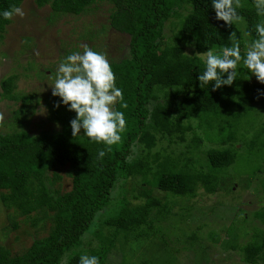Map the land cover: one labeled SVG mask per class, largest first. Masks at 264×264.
<instances>
[{"label":"trees","instance_id":"1","mask_svg":"<svg viewBox=\"0 0 264 264\" xmlns=\"http://www.w3.org/2000/svg\"><path fill=\"white\" fill-rule=\"evenodd\" d=\"M23 1L0 0V13L13 5L20 7ZM34 2L39 8L49 6L55 16L81 15L96 3L111 5L109 26L129 36V57L110 63L116 86L123 93L122 103L127 105L124 108L117 104V110L125 115L126 127L120 133L121 142L108 150L105 145L92 142L84 133L73 137L70 121L76 113L63 105L61 110L53 111L54 120L60 125L56 133L40 136L23 130L0 133L1 203L15 208L21 216L50 214L52 221L49 234L35 240L21 255L13 256L0 246V264H80L83 236L96 215L112 204L116 188L122 187L128 179L139 178L141 184L164 192L167 198L190 199L200 188L209 194L217 191V173L235 162L237 144H247L250 151L264 150L263 127L255 129L248 140L245 132L240 133L241 126L245 131L250 130L243 116L253 114L256 109L253 103L259 96L264 100V85L251 84L249 72L241 63L231 86L225 85L215 91L211 82L200 86L198 77L206 65L203 59L195 58L196 53L221 52L224 46H230L229 36L233 31L240 39L242 55L244 53L242 33L237 24L228 27L218 21L212 0ZM241 3L243 7L238 13L243 17L244 33L253 40L256 38L254 26L264 18L257 16L254 0H241ZM177 15L181 18L178 36L167 42L165 24ZM9 24L10 20L0 15V42ZM184 36L192 42L193 55L190 56L193 58L183 54ZM14 81L15 77L11 76L1 82V95L9 101L22 100L23 111L29 97L12 93ZM193 119L199 122L204 140L220 145L206 151L203 163L195 167L190 158L172 156L158 162L156 155L151 163L148 161L158 140L171 144L184 142L185 135L194 132ZM255 119L254 116L253 124ZM202 141L194 135L187 150L190 152L191 148L196 152ZM135 144L145 149L147 156L129 161ZM101 150L105 151L103 158L99 157ZM62 167L68 168L72 184L66 193L50 186L51 181L53 184L60 179L57 170ZM50 171H53L52 179L47 175ZM130 198H143V202L132 205L128 196L119 194L113 203L116 206L114 214L106 221L118 233L137 230L143 225L149 227L152 211L165 207L150 190ZM166 203L168 205V201ZM13 226L16 228L15 224ZM95 235L99 236L101 244L91 249L89 256L98 257L99 264H107L112 241L98 233ZM242 252L248 264H257L264 252V234L259 244H247Z\"/></svg>","mask_w":264,"mask_h":264},{"label":"rangeland","instance_id":"2","mask_svg":"<svg viewBox=\"0 0 264 264\" xmlns=\"http://www.w3.org/2000/svg\"><path fill=\"white\" fill-rule=\"evenodd\" d=\"M20 7L25 11V17L10 20L0 42V112L5 115L0 133L20 130L32 136L56 133L60 125L54 120L53 111L61 110L64 104L59 97L52 95L51 87L59 64L74 52L82 53V44L105 54L109 63L119 62L129 57V36L109 26L111 5L108 3H96L77 16H55L49 6L39 8L34 0H24ZM180 19L177 15L166 22L164 35L167 42L178 36ZM243 24L240 22L237 26L242 33V51L245 52L251 40L244 33ZM184 37V51L193 55L192 42L189 37ZM11 76L15 77L12 93L29 97L23 111L22 100L9 101L1 95V82ZM248 81L264 85L250 72ZM159 96L161 99L160 93ZM253 105L256 109L251 116L243 113V121L250 130L240 127V133L245 132L246 140L253 136L255 129L264 128V100L259 96ZM198 123L192 120L194 132L186 134L182 143L158 140L148 155V161H153V155L157 156L158 162L171 156L182 157L190 158L198 167L204 162L208 149L220 147L209 139L204 140ZM224 126L227 127V123ZM80 133H84L83 129ZM194 135L203 141L196 152L191 148L189 152L186 146L190 145ZM246 146L236 145V160L217 173L218 188L213 194L200 188L190 199L167 198L164 192L141 184L139 178L128 179L122 187L116 188L112 204L96 215L83 236L82 255L89 256V251L101 244L99 236L95 235L98 233L112 241L107 264H248L242 248L247 244H259L264 234V150L250 151ZM146 156L145 149L135 144L129 161ZM67 169L57 170L60 179L53 184L50 182L53 190L66 193L71 189ZM47 175L52 179L53 171ZM146 190H150L152 196L165 206L152 211L149 227L143 225L137 230L118 233L107 225L106 221L114 214L112 211L116 206L113 203L119 194L128 196L129 202L135 205L142 203L143 198L135 200L130 197ZM49 216L41 213L21 216L15 208L5 207L0 200V246L13 256L21 255L35 240L49 234L52 226ZM257 264H264V252Z\"/></svg>","mask_w":264,"mask_h":264},{"label":"clouds","instance_id":"3","mask_svg":"<svg viewBox=\"0 0 264 264\" xmlns=\"http://www.w3.org/2000/svg\"><path fill=\"white\" fill-rule=\"evenodd\" d=\"M241 7V0H212L215 18L228 27L243 20L238 13ZM254 8L257 16L264 18V0H254ZM0 15L5 20H12L16 17L23 19L26 13L22 7L13 5ZM254 28L256 38L246 45L243 55L235 31L229 36L230 46H224L219 54H214L212 50L196 53L195 58L203 59L206 65L198 77L201 88L210 82L213 91L225 85L231 86L236 81L241 63L259 83L264 84V19L257 22ZM81 47L82 53L74 52L59 64L54 86L51 87L52 95L59 97L65 106H69V111L76 113V117L70 121L73 137L80 135L83 129L84 136L110 150L111 146L121 142L120 133L126 127L125 115L117 110V104L124 108L127 105L122 103L123 93L116 86L107 56L93 51L87 44ZM183 54L193 58L186 52ZM4 122L5 115L0 112V128ZM104 155L105 151L101 150L99 157L103 158ZM80 264H99V258L82 255Z\"/></svg>","mask_w":264,"mask_h":264}]
</instances>
